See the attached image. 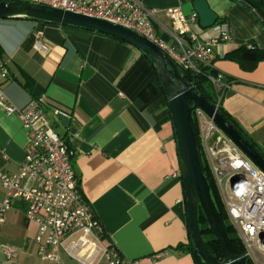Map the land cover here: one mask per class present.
Instances as JSON below:
<instances>
[{
  "label": "crops",
  "instance_id": "1",
  "mask_svg": "<svg viewBox=\"0 0 264 264\" xmlns=\"http://www.w3.org/2000/svg\"><path fill=\"white\" fill-rule=\"evenodd\" d=\"M137 1L159 9L154 27L166 40L168 8L196 13L194 0ZM208 2L218 13L216 24L231 34L210 56L224 74L222 105L264 151V59L257 62L258 53L247 45L264 49V25L236 0ZM191 27L204 39L218 34L203 28L199 15ZM0 44V63L9 69L7 76L0 73V85L14 104L42 97L62 134L67 122L53 109L76 119L73 164L82 194L105 229L102 242L114 243L135 264H196L189 251L178 248L189 241L185 189L171 113L152 61L109 35L27 19H0ZM27 141L20 118L0 108V170H19ZM36 232L26 204L16 201L0 228V243L14 245L16 260L4 262L0 252V262L54 264L41 260ZM59 264L83 263L63 253Z\"/></svg>",
  "mask_w": 264,
  "mask_h": 264
},
{
  "label": "built area",
  "instance_id": "2",
  "mask_svg": "<svg viewBox=\"0 0 264 264\" xmlns=\"http://www.w3.org/2000/svg\"><path fill=\"white\" fill-rule=\"evenodd\" d=\"M74 11L124 25L164 49L180 68L195 73L213 66L210 56L215 47L231 39L222 24L213 28L217 36L204 39L193 31L197 13L187 15L179 7L166 14L171 19L170 40L159 36L154 27L159 9L137 0H23ZM249 44V47H252ZM0 73L7 67L0 63ZM218 87H224V74L210 76ZM221 90V89H220ZM0 108L17 115L27 132L24 160L17 172L0 170L5 195L0 198V228L16 201L26 204V218L36 223V242L42 261L59 264L62 254L77 258L83 264H135L122 260L116 247L102 246L103 225L82 194L73 159L75 136L71 127L76 119L71 113L54 108V115L66 119L67 133L62 134L48 116L42 97L26 105L14 104L0 85ZM201 144L208 159L230 222L237 229L246 253L255 264H264V171L235 144H226V134L203 109L195 110ZM224 144V146H221ZM221 155V157H220ZM233 177L235 179L233 180ZM4 262L14 263L16 249L11 243H0ZM0 264H3L0 262Z\"/></svg>",
  "mask_w": 264,
  "mask_h": 264
},
{
  "label": "water",
  "instance_id": "3",
  "mask_svg": "<svg viewBox=\"0 0 264 264\" xmlns=\"http://www.w3.org/2000/svg\"><path fill=\"white\" fill-rule=\"evenodd\" d=\"M236 1L250 8L264 25V0ZM193 8L199 15L203 28L213 27L218 21V13L211 8L208 0H194ZM0 19L35 20L101 32L133 45L147 56L152 61L167 95L185 189L188 230L194 251L203 264H247L248 253L237 252L226 220L214 200L206 174L195 110L201 108L212 117L226 136L263 171L264 156L209 102L193 82L183 76L180 67L164 49L124 25L41 3L0 0ZM62 119L65 123V117ZM200 209L220 244L223 259H217L212 254L204 239Z\"/></svg>",
  "mask_w": 264,
  "mask_h": 264
},
{
  "label": "trees",
  "instance_id": "4",
  "mask_svg": "<svg viewBox=\"0 0 264 264\" xmlns=\"http://www.w3.org/2000/svg\"><path fill=\"white\" fill-rule=\"evenodd\" d=\"M7 1H12V0H7ZM99 33H101V32H99ZM102 34H104V33H102ZM109 36H111V35H109ZM111 37L116 38L114 36H111ZM116 39H118V38H116ZM247 45L249 46V44H247ZM247 45H244V46L247 48L248 47ZM249 50H255L258 53L257 54V58H256L257 62L264 59V49H260V48L256 47V45H253L252 47L249 48ZM0 52H2L1 44H0ZM224 57L228 58L229 54H225ZM4 65H5V63H4ZM7 69H8V67H7ZM180 69L182 71L183 76L187 80L193 82L195 84V86L202 91V93L206 96V98L209 100V102L214 107H216L217 110L230 123H232L233 126L264 156V151L261 149V147L255 141H253V139L251 137H249L245 133V131L239 125L237 120L235 118H233L232 115L222 105L221 90H218L219 88L213 83V81L210 78V76L216 77L217 74H218V70L215 67H213V66L202 67L201 71L198 72V73H195L193 71H190V70H187V69H184V68H180ZM8 71H9V69H8ZM164 104H168L166 92H165V97H164ZM195 120H196L198 131L200 133L199 124H198V120H197L196 117H195ZM202 152H203V158H204L205 167H206V174L208 176V180H209V183L211 185V189H212V193H213V196H214V200L216 202V205H217L219 211L222 213V215L224 216V218L226 220V223L228 225L229 235H230V237L232 239V242H233L235 248L237 249L238 253H246V248H245L241 238L238 235L237 229L235 228V226L229 220V217H228V214H227V211H226V208H225L222 196H221L220 189H219V187H218V185L216 183V180L214 178V175L212 173V170H211V167L209 165L208 159H207V157L205 155V151H204L203 146H202ZM181 178H182V175H181ZM199 214H200V223H201V229H202V232H203V236H204L205 241L208 244V247H209L210 251L212 252V254L217 259H223L224 255L222 253L220 244L217 241V239L215 238V235L213 234L211 228L209 227V224H208V222L206 220V217H205L202 209H200ZM102 239H107V235L105 233L104 227H103V230H102ZM109 247H116V249L119 252L120 257L122 258V260L123 261L126 260L125 257L123 256V254L119 251L118 247L114 243H109ZM178 248H182L185 251H189L194 256L196 264H203L199 260L198 256L196 255V253L194 251V247H193V243H192V239L190 237V234H189L188 243L187 244H181V245H179ZM124 264H127V263L124 262ZM247 264H255V263L249 257L248 261H247Z\"/></svg>",
  "mask_w": 264,
  "mask_h": 264
},
{
  "label": "rangeland",
  "instance_id": "5",
  "mask_svg": "<svg viewBox=\"0 0 264 264\" xmlns=\"http://www.w3.org/2000/svg\"><path fill=\"white\" fill-rule=\"evenodd\" d=\"M226 144L234 147V143L227 136H226ZM221 146H224V144H222ZM220 157H221V155H220ZM100 244L102 246H104V243L103 242H101ZM262 258H264V257H262Z\"/></svg>",
  "mask_w": 264,
  "mask_h": 264
}]
</instances>
